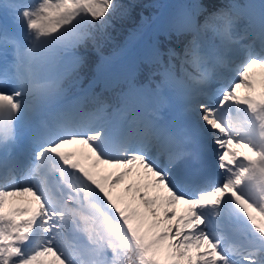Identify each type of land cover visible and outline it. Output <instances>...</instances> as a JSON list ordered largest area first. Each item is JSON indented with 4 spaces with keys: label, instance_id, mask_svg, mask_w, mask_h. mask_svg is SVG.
I'll return each mask as SVG.
<instances>
[{
    "label": "snow or ice",
    "instance_id": "obj_1",
    "mask_svg": "<svg viewBox=\"0 0 264 264\" xmlns=\"http://www.w3.org/2000/svg\"><path fill=\"white\" fill-rule=\"evenodd\" d=\"M120 7L0 2V264H264V2L190 6L182 53L109 114L69 92Z\"/></svg>",
    "mask_w": 264,
    "mask_h": 264
},
{
    "label": "trees",
    "instance_id": "obj_2",
    "mask_svg": "<svg viewBox=\"0 0 264 264\" xmlns=\"http://www.w3.org/2000/svg\"><path fill=\"white\" fill-rule=\"evenodd\" d=\"M120 2V9L114 15L116 18H122L117 24L112 27V23L108 24L107 30L112 32L110 35V42L111 44L108 45L107 50L112 52L117 44L123 39L124 35H126L132 28L136 27L139 23L143 22L147 17L144 15L139 14L137 9V5L130 2L131 0H117ZM199 2H204V0H198ZM234 0H211V5L207 9L205 13L202 9L198 10L199 13L207 14L210 12L216 11L217 5H220L222 8L228 4H233ZM193 3L190 0L185 1V12L190 11ZM124 9V10H123ZM146 11V10H145ZM138 13V14H137ZM203 14H199V19L202 21L204 18ZM115 21V20H113ZM191 37L187 33H178L175 30H171L165 34H161L158 38V48L159 52L165 54L164 59L167 60V52L172 47L177 53H182L184 45ZM85 63H90V60L93 58L89 55H85L84 57ZM97 58V57H96ZM94 61L93 63H95ZM88 70L86 73H88ZM154 63L147 62L146 66L142 68L139 74L136 77V82H147L151 83V77L154 76ZM113 95L110 97L106 91L104 92H96L90 98L85 100V106L88 108L92 103V99L94 96H98L103 102L111 106V104L115 101L117 102L120 100V93L124 89L123 85L114 84L113 86ZM113 98V101L112 99Z\"/></svg>",
    "mask_w": 264,
    "mask_h": 264
},
{
    "label": "rangeland",
    "instance_id": "obj_3",
    "mask_svg": "<svg viewBox=\"0 0 264 264\" xmlns=\"http://www.w3.org/2000/svg\"><path fill=\"white\" fill-rule=\"evenodd\" d=\"M165 1V0H164ZM175 0H172L171 3H173ZM177 1V0H176ZM251 3H254V2H251ZM255 4V3H254ZM165 8V9H164ZM166 6L164 5L162 8H161V11L158 13L159 17H156L157 15H155V17L153 18V20L151 21V28H155V25L157 22L159 21H162L163 18H161V15L163 14V16L166 17V19L168 20L169 24H170V19H169V16L165 15L166 14ZM164 9V10H163ZM153 24V25H152ZM152 45L153 46V42L150 41L149 43V46ZM259 70V69H258ZM243 92V90H241V93ZM182 207V206H180ZM43 261H44V264H52V261L54 260V257L52 256H46V257H43L42 258Z\"/></svg>",
    "mask_w": 264,
    "mask_h": 264
}]
</instances>
